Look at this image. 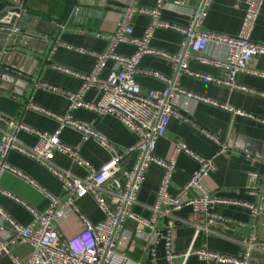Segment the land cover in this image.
I'll list each match as a JSON object with an SVG mask.
<instances>
[{
    "label": "built area",
    "instance_id": "obj_1",
    "mask_svg": "<svg viewBox=\"0 0 264 264\" xmlns=\"http://www.w3.org/2000/svg\"><path fill=\"white\" fill-rule=\"evenodd\" d=\"M28 1L17 0L0 11V33H5L8 37L25 33L18 25L21 18L27 14ZM69 1L73 4L71 14L77 15L82 0ZM214 1L202 0L203 7L200 13L198 11L188 27H182L162 21L166 0H158L153 9L142 8L138 6L136 0H130L123 9L116 31L110 35H97L107 42V48L103 52L63 45L67 50L94 61V67L88 74L74 72L58 65L52 66L58 72L79 79L81 81L79 90L70 91L46 83H35L36 89L60 96L68 102V111L64 114L54 113L31 103L27 106L29 110L55 121L58 128L54 133L39 131L22 122L0 116V172H9L23 180L42 193L49 203L45 211H39L0 189L1 195L10 198L31 216L30 224L24 226L0 208L2 224L0 263L2 259L8 258L12 264H145L142 260H133L120 251L124 225L127 221H132L135 225L133 238L144 244L143 251L153 264H158L157 254L160 246L164 252L163 264H176L177 259H182L183 264H186L194 255L206 264H264V242L259 239L255 227L240 240L222 231L221 228L227 226L244 228V224L212 213L217 206H227L246 209L254 219L264 217V208L261 204L224 198L207 190L206 179L216 170L215 157H203L182 142L175 144L169 160H163L155 155L157 140L165 135L173 118L191 126L212 142L218 148V153L224 152L225 141L200 127L186 115L192 101L219 108L229 113L233 120L246 118L264 126V119L189 92L179 83L182 75H188L264 99V92L250 91L235 83L236 77L240 74L264 79V71H258L253 66L255 56L264 57V44L252 40L264 0H246L244 19L237 36L204 30L206 9ZM184 2L185 0H173L176 6H182ZM139 15L149 17L151 23L143 36L138 38L134 36L132 20ZM158 29L175 31L183 37L181 50L177 55H169L150 47L151 39ZM120 45L134 47L135 53L132 56L118 55L116 49ZM145 56H157L171 62L173 77L167 78L157 72L141 70L140 64ZM110 61L114 67L107 78L101 80V75ZM191 61L221 69L224 78L217 79L191 71L189 69ZM138 75L160 80L165 87L159 91H143L136 81ZM90 91H97L100 94L96 104L86 99ZM181 98L187 99L185 113L179 110ZM81 109L92 112L99 118L110 116L118 119L137 137L136 144L131 148L114 145L93 125L74 119L72 113ZM65 128L78 132L85 141H94L108 153L109 161L101 167H95L85 160L78 149L61 141L60 134ZM21 132L34 136L36 144L28 147L21 143L17 138ZM10 152H16L38 163L58 180L65 197L46 191L26 173L10 166L6 161ZM57 153L67 157L76 168L84 172V176H77L55 164L54 156ZM182 153L195 161L197 170L184 188L172 196L169 187L176 169V158ZM152 165H157L163 170V177L156 202L150 208V215L143 218L134 212V207ZM250 180L252 185L248 193L255 195L258 192L260 175L253 173ZM188 191H195L196 197L185 198ZM87 196L91 197L103 212L102 222L93 224L78 206L77 201ZM185 207H189L192 213L204 218L202 224L195 226L196 237L204 233L239 243L243 248L241 255L218 254L205 248L200 250L190 248L184 253H176L172 233L180 225L176 214ZM69 215H74L83 228L66 238L59 231V226ZM161 220H166L163 228L158 226ZM13 246H28L30 248L28 260L22 261L16 256L12 250Z\"/></svg>",
    "mask_w": 264,
    "mask_h": 264
},
{
    "label": "crops",
    "instance_id": "obj_2",
    "mask_svg": "<svg viewBox=\"0 0 264 264\" xmlns=\"http://www.w3.org/2000/svg\"><path fill=\"white\" fill-rule=\"evenodd\" d=\"M17 0H0V11ZM105 7L84 6L80 4L79 13L71 14L73 4L69 0H29L27 6L28 19L20 22L25 28L45 31V25L55 26L56 31L62 30L59 43L50 51L46 49L44 56L46 65H38L32 79V87L20 97L0 89V116L22 122L39 131L54 133L57 123L46 118L27 106L31 103L45 110L64 114L68 111L66 99L36 89L35 83H46L65 90L77 91L81 87V81L73 76L66 75L53 69V65L67 68L71 71L88 74L94 67V61L88 57L81 56L67 50L63 45L81 47L95 52H103L107 48V42L97 35H110L116 31L117 24L122 17L123 9L130 0H107ZM158 0H136L138 6L145 9H153ZM202 0H185L182 6H176L173 0H166L162 13V21L169 24H176L188 27L195 15H197ZM246 10V0H215L206 9V16L203 22L204 30L211 33L237 36L240 33ZM19 23V24H20ZM151 19L147 16H136L132 20L134 36H143L146 28L150 25ZM252 40L264 44V5L261 15L256 23L252 34ZM53 38L50 39V45ZM183 37L171 30L158 29L155 31L150 47L154 50L177 55L181 50ZM116 53L121 56H132L135 48L132 46L120 45ZM253 66L258 71H264V57L255 56ZM113 62H108L106 69L101 75L105 80L113 69ZM143 71L157 72L164 77L172 78L174 75L173 65L168 60L157 56H145L140 64ZM189 69L203 75L217 79L224 78L221 69L201 65L195 61L189 63ZM137 83L143 91L163 90L165 84L152 77L138 75ZM181 87L194 94L201 95L221 104H227L235 109L251 114L257 118L264 119V99L247 92L231 90L204 80L196 79L188 75L179 78ZM235 83L250 91L264 92V79L240 74L236 77ZM86 99L96 104L100 99L97 91H90ZM186 98H181L179 110L185 113ZM186 115L197 125L218 136L226 142V149L218 153V148L194 128L173 118L168 126L165 135L157 140L155 155L163 160H169L173 155L174 146L177 143H184L195 153L206 157L214 158L216 170L206 179V188L211 194H217L224 198L237 199L239 201L261 204L264 208V126L246 118L232 119L231 115L219 108L203 103L190 102V108ZM75 120L93 125L100 134L105 136L111 143L121 148H131L137 142V137L128 130L118 119L106 116L99 118L94 113L86 110H77L72 113ZM1 137V135H0ZM18 140L28 147L36 144V138L27 133L21 132L17 135ZM61 141L80 151L82 157L95 167H101L109 161L108 153L94 141H85L76 131L65 128L60 134ZM7 163L26 173L41 188L60 196L61 185L58 180L50 175L38 163L21 156L16 152H10L7 156ZM54 162L58 166L72 171L77 176H84V172L76 168L72 162L61 154H55ZM197 170V164L186 154H179L176 158V169L173 173L169 193L177 195L188 183L190 177ZM258 173L260 181L258 192L255 195L248 193L252 185L250 175ZM163 177V170L157 165H152L148 170L142 189L138 195L134 212L143 218L150 215V208L155 204L159 186ZM0 189L27 202L39 211H45L49 205L48 200L42 193L32 188L23 180L10 174L0 172ZM197 193L188 191L185 198L193 199ZM78 206L84 215L93 224L102 222L103 212L94 203L91 197L87 196L77 201ZM0 208L20 224L27 226L31 222L30 214L10 198L0 194ZM213 214L228 218L231 221L244 224V228L227 226L221 228L227 234L244 239L247 233L255 227L259 239L264 242V217L257 219L251 217L248 210L239 207L217 206L212 210ZM180 225L174 229L173 245L176 253H184L188 249H207L210 252L239 256L243 248L239 243L232 242L215 235L200 233L197 237L196 225L202 224L204 218L192 213L189 207L183 208L176 214ZM0 220V226H1ZM166 225V220L158 223L160 228ZM83 228L82 224L74 215H69L59 226L62 236L68 238L78 233ZM135 225L127 221L120 239V251L126 253L133 260H142L145 264H153L149 261L144 250V244L133 238ZM13 253L22 261H27L30 255L28 246H13ZM164 252L160 246L157 254V263H164ZM176 264H183L182 259H177ZM0 264H12L8 258L1 260ZM186 264H206L198 256H191Z\"/></svg>",
    "mask_w": 264,
    "mask_h": 264
},
{
    "label": "water",
    "instance_id": "obj_3",
    "mask_svg": "<svg viewBox=\"0 0 264 264\" xmlns=\"http://www.w3.org/2000/svg\"><path fill=\"white\" fill-rule=\"evenodd\" d=\"M107 2L82 0L81 5L105 7ZM27 19L28 16L24 15L20 22L23 23ZM18 26L25 31L24 34L8 37L7 34L0 33V89L22 97L32 87L36 67L46 65V60L41 57L46 49L52 51L59 43L62 30L56 31L55 26L51 24L45 25L46 29L42 32L27 29L21 23ZM51 38L53 41L50 45Z\"/></svg>",
    "mask_w": 264,
    "mask_h": 264
},
{
    "label": "rangeland",
    "instance_id": "obj_4",
    "mask_svg": "<svg viewBox=\"0 0 264 264\" xmlns=\"http://www.w3.org/2000/svg\"><path fill=\"white\" fill-rule=\"evenodd\" d=\"M26 247V246H25Z\"/></svg>",
    "mask_w": 264,
    "mask_h": 264
}]
</instances>
